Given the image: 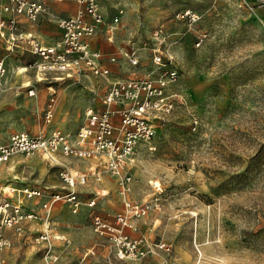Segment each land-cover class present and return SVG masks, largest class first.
Wrapping results in <instances>:
<instances>
[{
	"label": "rangeland",
	"instance_id": "obj_1",
	"mask_svg": "<svg viewBox=\"0 0 264 264\" xmlns=\"http://www.w3.org/2000/svg\"><path fill=\"white\" fill-rule=\"evenodd\" d=\"M98 1L107 22L92 44L118 57L106 59L108 76L42 72L31 52L11 49L0 38L6 64V71H0V140L57 128L75 135L85 107L100 109L114 82L154 74L150 47L158 26L167 31L165 47L178 68L179 78L168 89L175 94V107L154 117L158 131L150 144L140 146L126 192L120 177L105 172L103 165L97 167L102 181L91 174L98 162L94 156L59 153L51 159L37 152L4 163L0 196L7 195L9 186L40 187L43 195L22 198L39 217L25 224L23 234L8 230L11 244L0 250V264H52L49 251L59 255L55 264H264V0ZM187 10L198 15L196 20L182 16ZM117 15L116 40L110 41L107 27ZM43 20L34 24L41 27ZM129 40L140 48L139 66L123 53ZM67 95L75 102L71 117L61 121ZM52 96L56 103L48 121ZM63 169L87 172L86 182L67 183ZM70 190L80 197L78 211L64 200L43 206L54 192ZM93 197L97 202L91 206ZM127 200L150 202L152 208L133 219L137 229L126 231L153 245L165 241L171 251L155 247L144 258L120 259L108 236L95 232L93 215L115 223ZM46 229L55 237L37 241Z\"/></svg>",
	"mask_w": 264,
	"mask_h": 264
},
{
	"label": "built area",
	"instance_id": "obj_2",
	"mask_svg": "<svg viewBox=\"0 0 264 264\" xmlns=\"http://www.w3.org/2000/svg\"><path fill=\"white\" fill-rule=\"evenodd\" d=\"M71 1L80 3V8L75 14L58 21L62 29L60 38L46 43L33 31L24 30L20 21V17L25 16L31 22H37L43 14H49L45 0H0V38L11 49L21 47L31 52L36 57L35 65L42 72L60 73L58 75L61 77H72L75 71L108 76L111 69L105 63L106 59L115 61L118 57L107 56L102 49L91 43L97 31L107 22L106 13L98 0ZM120 11L123 12L122 9ZM182 16H188L192 20L198 17L191 10H187ZM113 21L107 27L110 41L116 40L120 16H115ZM152 37L154 44L150 47V53L155 66L153 73L157 74L114 82L103 96V106L100 109L93 105L86 107L84 121L75 135L57 128L50 134L31 135L19 132L14 133L8 142L0 140V171L4 163L18 154L32 155L41 152L51 159H55L59 153L84 158L94 156L98 162L91 174L102 181L103 175L97 167L103 165L105 172L120 177L123 191H128L132 180L129 167L134 164L140 146L150 144L158 131L154 117L170 113L176 104L175 94H171L168 89L170 82L179 78V73L174 66L173 55L165 47L167 31L163 26L155 27ZM123 53L133 65L139 66L142 63L140 48L133 40L128 41V48ZM0 71H6L1 50ZM55 103L56 96H52L46 112L48 121L53 116ZM60 173L71 185L86 182L88 176L87 172L73 173L67 169ZM5 193L17 195V199L13 200L7 195L0 196V250L11 244L8 230L14 229L23 234L25 224L39 217L34 210L25 207L22 198L40 197L43 190L40 187L9 186ZM59 200L71 203L75 212L81 205L79 195L70 190L66 193L54 192L43 206L49 208ZM91 200L89 205H95L96 197ZM151 208L150 202L127 200L125 211L117 214L115 223L106 221L100 214H94L93 229L108 236L120 259L144 258L155 247L171 251L172 245L165 241L153 245L146 237H134L126 231L128 227L137 229L133 219L148 214ZM53 237L55 236L46 229L36 239L39 242H50ZM197 247L201 254L200 247ZM49 260L52 264L57 263V252L49 251ZM196 264H201V261Z\"/></svg>",
	"mask_w": 264,
	"mask_h": 264
},
{
	"label": "crops",
	"instance_id": "obj_3",
	"mask_svg": "<svg viewBox=\"0 0 264 264\" xmlns=\"http://www.w3.org/2000/svg\"><path fill=\"white\" fill-rule=\"evenodd\" d=\"M45 1L48 7L49 14H43L41 16L40 18L41 20H43L42 18L44 17L41 27H37L34 24L35 22L29 21V19L26 18L25 16H21L20 21H21L22 28L24 30L33 31L36 35L41 37V39L44 42L52 43L56 41L58 38H60L61 33H62V29L59 26V23H57V21H59L61 18H65V17L67 18L75 14L77 10L80 8L81 4L75 1H71V0H64V1L45 0ZM47 15L50 18V20L47 19L48 18ZM24 23H25V26H23ZM92 42L93 41H91V43ZM96 44L95 45L92 44V45L96 48L102 49L101 47L97 46L98 44L97 45ZM74 102L75 100L73 98H71L69 95L66 96V99L64 102V112L61 114V117L59 118V120L62 121V118L67 120L71 117V106ZM81 104L82 106L80 105L79 111H82L84 101H82ZM85 111H84V115H85ZM55 125H59V122H57ZM105 188H106V185H105Z\"/></svg>",
	"mask_w": 264,
	"mask_h": 264
},
{
	"label": "bare ground",
	"instance_id": "obj_4",
	"mask_svg": "<svg viewBox=\"0 0 264 264\" xmlns=\"http://www.w3.org/2000/svg\"><path fill=\"white\" fill-rule=\"evenodd\" d=\"M24 68H26V67H24ZM39 76V75H38ZM27 84H29V82H27ZM55 116V115H54ZM53 120V119H52ZM55 159H57V157H55ZM93 168H95V167H93ZM77 172V171H76ZM48 225V224H47ZM47 225H46V228L47 229H49V227H47Z\"/></svg>",
	"mask_w": 264,
	"mask_h": 264
}]
</instances>
